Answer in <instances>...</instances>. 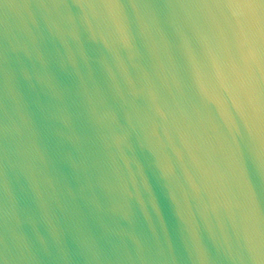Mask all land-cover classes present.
Returning a JSON list of instances; mask_svg holds the SVG:
<instances>
[{
	"label": "water",
	"instance_id": "obj_1",
	"mask_svg": "<svg viewBox=\"0 0 264 264\" xmlns=\"http://www.w3.org/2000/svg\"><path fill=\"white\" fill-rule=\"evenodd\" d=\"M0 264H264V0H0Z\"/></svg>",
	"mask_w": 264,
	"mask_h": 264
}]
</instances>
